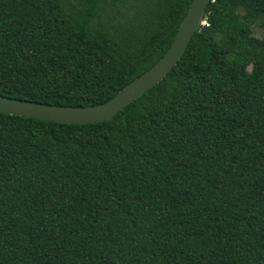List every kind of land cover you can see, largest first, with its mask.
<instances>
[{"label": "trees", "instance_id": "16d2710c", "mask_svg": "<svg viewBox=\"0 0 264 264\" xmlns=\"http://www.w3.org/2000/svg\"><path fill=\"white\" fill-rule=\"evenodd\" d=\"M192 0H0V94L102 104ZM185 55L111 120L0 113V264H264V0H211Z\"/></svg>", "mask_w": 264, "mask_h": 264}, {"label": "water", "instance_id": "95a60500", "mask_svg": "<svg viewBox=\"0 0 264 264\" xmlns=\"http://www.w3.org/2000/svg\"><path fill=\"white\" fill-rule=\"evenodd\" d=\"M211 0H192L179 30L163 57L149 70L134 79L108 101L88 107H71L37 103L0 94V113L67 124H91L111 120L159 84L185 55L193 36L204 23Z\"/></svg>", "mask_w": 264, "mask_h": 264}, {"label": "rangeland", "instance_id": "374dc122", "mask_svg": "<svg viewBox=\"0 0 264 264\" xmlns=\"http://www.w3.org/2000/svg\"><path fill=\"white\" fill-rule=\"evenodd\" d=\"M253 33L256 37L262 38L264 36V32L259 26V22H257L255 25L252 27Z\"/></svg>", "mask_w": 264, "mask_h": 264}, {"label": "built area", "instance_id": "2783aa9c", "mask_svg": "<svg viewBox=\"0 0 264 264\" xmlns=\"http://www.w3.org/2000/svg\"><path fill=\"white\" fill-rule=\"evenodd\" d=\"M203 23L205 24V21Z\"/></svg>", "mask_w": 264, "mask_h": 264}]
</instances>
